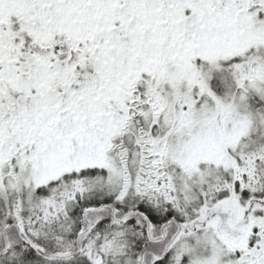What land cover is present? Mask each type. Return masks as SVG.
Here are the masks:
<instances>
[{
  "label": "snow or ice",
  "instance_id": "6c2138e0",
  "mask_svg": "<svg viewBox=\"0 0 264 264\" xmlns=\"http://www.w3.org/2000/svg\"><path fill=\"white\" fill-rule=\"evenodd\" d=\"M0 264H264V0H0Z\"/></svg>",
  "mask_w": 264,
  "mask_h": 264
}]
</instances>
